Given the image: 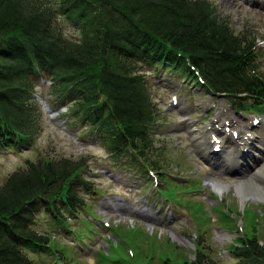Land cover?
<instances>
[{
  "label": "trees",
  "instance_id": "16d2710c",
  "mask_svg": "<svg viewBox=\"0 0 264 264\" xmlns=\"http://www.w3.org/2000/svg\"><path fill=\"white\" fill-rule=\"evenodd\" d=\"M257 58L252 42L234 34L207 0H0V153L24 150L38 137L36 92L49 80L54 106L68 104L63 118L72 117L116 162L141 165L159 130L151 78L168 74L249 111L245 101L264 104ZM85 167L38 157L7 177L0 264H36L35 257L56 252L36 229L38 218L65 228L69 217H80L83 194L96 193ZM230 254L264 264V240L241 239ZM191 264L213 260L197 249Z\"/></svg>",
  "mask_w": 264,
  "mask_h": 264
},
{
  "label": "rangeland",
  "instance_id": "374dc122",
  "mask_svg": "<svg viewBox=\"0 0 264 264\" xmlns=\"http://www.w3.org/2000/svg\"><path fill=\"white\" fill-rule=\"evenodd\" d=\"M209 1L237 36L254 43L257 71L264 77V0ZM150 81L159 131L141 165L128 159L116 162L72 117L51 115L50 88L47 83L39 86L41 132L24 150L0 154V185L26 160L70 159L83 162L82 176L99 194H83L82 218L69 217L65 229L54 228L43 215L38 218L43 226L36 229L48 232L56 252L35 257L36 264H191L197 248L213 264H242L228 252L234 243L252 236L264 240V197L242 202L236 193V185L254 177L264 163V112L236 114L228 99L191 94L192 83L168 74ZM259 118L262 123L254 126ZM215 121L224 126L222 132L228 128L253 134V143L237 156L233 169L223 161L238 140L231 131L225 132L228 138L217 154L211 146L205 154L194 141V131ZM210 181L231 188L217 193Z\"/></svg>",
  "mask_w": 264,
  "mask_h": 264
},
{
  "label": "bare ground",
  "instance_id": "6f19581e",
  "mask_svg": "<svg viewBox=\"0 0 264 264\" xmlns=\"http://www.w3.org/2000/svg\"><path fill=\"white\" fill-rule=\"evenodd\" d=\"M218 124L219 121H215L213 125L208 126V128L199 129L192 133L194 141L205 154H210L207 150V147L213 143L211 135L217 137L222 141L227 140L226 137H223L222 133L219 132L224 126L222 127L221 124ZM240 134L243 135L238 137V140L234 145V150L230 154L225 155L227 159L223 160L224 162H226L230 169H233V167H235L234 162L237 163L238 161L237 155L242 154L244 150L249 148L253 143L251 133L245 132ZM208 137H210V139ZM208 185L217 193H221L223 190H229L231 188L230 186H222L215 181H210ZM236 193L240 196L242 202H244L248 198L264 197V163L260 167H258V170L254 174V177L248 176L246 182L243 185H236Z\"/></svg>",
  "mask_w": 264,
  "mask_h": 264
}]
</instances>
